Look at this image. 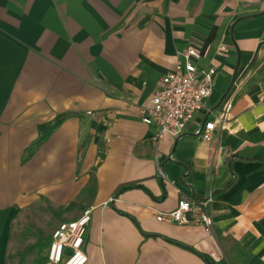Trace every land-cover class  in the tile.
<instances>
[{
    "label": "crops",
    "instance_id": "obj_1",
    "mask_svg": "<svg viewBox=\"0 0 264 264\" xmlns=\"http://www.w3.org/2000/svg\"><path fill=\"white\" fill-rule=\"evenodd\" d=\"M189 45L211 94L155 142L140 111ZM208 190L210 232L155 220ZM39 203L91 208L85 264H264V0H0V264Z\"/></svg>",
    "mask_w": 264,
    "mask_h": 264
},
{
    "label": "built area",
    "instance_id": "obj_2",
    "mask_svg": "<svg viewBox=\"0 0 264 264\" xmlns=\"http://www.w3.org/2000/svg\"><path fill=\"white\" fill-rule=\"evenodd\" d=\"M224 46L219 45V51ZM175 67L161 77L160 83L151 95L148 105L141 112L145 125H154L157 132L152 139H177L182 136L193 115L202 108V103L212 91L213 78L217 73L211 61L198 69L195 62L201 58L200 49L189 45L178 53ZM219 113L212 121H205L195 131L202 140L211 139L214 130L224 128V121L231 110L230 99L221 101ZM159 175L163 176L159 170ZM213 192L208 190L200 197H185L177 200L173 209L158 212V222L180 225L199 224L206 232L211 231V204ZM91 220V208H86L74 219L60 221L51 231L45 250L46 264H85L87 256L83 250V240ZM70 250V254L66 252ZM210 257L219 259L211 252Z\"/></svg>",
    "mask_w": 264,
    "mask_h": 264
},
{
    "label": "rangeland",
    "instance_id": "obj_3",
    "mask_svg": "<svg viewBox=\"0 0 264 264\" xmlns=\"http://www.w3.org/2000/svg\"><path fill=\"white\" fill-rule=\"evenodd\" d=\"M48 204L21 211L11 227L7 264H46V246L51 231L62 221L60 212Z\"/></svg>",
    "mask_w": 264,
    "mask_h": 264
},
{
    "label": "trees",
    "instance_id": "obj_4",
    "mask_svg": "<svg viewBox=\"0 0 264 264\" xmlns=\"http://www.w3.org/2000/svg\"><path fill=\"white\" fill-rule=\"evenodd\" d=\"M134 186H135V184L132 183V182H129V183L123 184V185L119 186V187L116 189V194H117L119 191H121V190H124V189L130 188V187H134ZM56 212H61V210H60V209H59V210H56ZM42 260L45 261V257H44ZM36 264H38V263H36Z\"/></svg>",
    "mask_w": 264,
    "mask_h": 264
},
{
    "label": "water",
    "instance_id": "obj_5",
    "mask_svg": "<svg viewBox=\"0 0 264 264\" xmlns=\"http://www.w3.org/2000/svg\"><path fill=\"white\" fill-rule=\"evenodd\" d=\"M66 252L68 253V254H70L71 252H70V250H66Z\"/></svg>",
    "mask_w": 264,
    "mask_h": 264
}]
</instances>
